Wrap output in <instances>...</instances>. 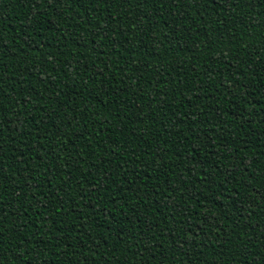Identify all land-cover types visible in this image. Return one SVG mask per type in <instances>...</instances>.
Masks as SVG:
<instances>
[{"label":"trees","instance_id":"1","mask_svg":"<svg viewBox=\"0 0 264 264\" xmlns=\"http://www.w3.org/2000/svg\"><path fill=\"white\" fill-rule=\"evenodd\" d=\"M0 264H264V0H0Z\"/></svg>","mask_w":264,"mask_h":264}]
</instances>
